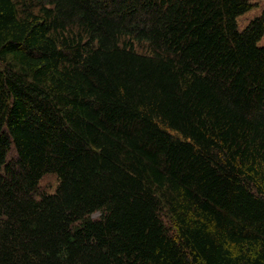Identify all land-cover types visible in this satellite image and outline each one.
<instances>
[{
    "label": "trees",
    "instance_id": "16d2710c",
    "mask_svg": "<svg viewBox=\"0 0 264 264\" xmlns=\"http://www.w3.org/2000/svg\"><path fill=\"white\" fill-rule=\"evenodd\" d=\"M252 1L0 0V264H264Z\"/></svg>",
    "mask_w": 264,
    "mask_h": 264
},
{
    "label": "rangeland",
    "instance_id": "374dc122",
    "mask_svg": "<svg viewBox=\"0 0 264 264\" xmlns=\"http://www.w3.org/2000/svg\"><path fill=\"white\" fill-rule=\"evenodd\" d=\"M252 3H253V8L238 18V26L240 30H243L255 17L260 16L264 13V0H253ZM258 44L260 46H264V36L261 38ZM55 180L56 179H54L53 177L46 178L44 181H42L43 187L44 188L47 187L46 189L50 190V187L55 185Z\"/></svg>",
    "mask_w": 264,
    "mask_h": 264
}]
</instances>
